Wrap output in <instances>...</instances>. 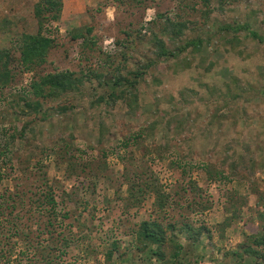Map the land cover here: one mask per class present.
<instances>
[{
	"label": "rangeland",
	"instance_id": "obj_1",
	"mask_svg": "<svg viewBox=\"0 0 264 264\" xmlns=\"http://www.w3.org/2000/svg\"><path fill=\"white\" fill-rule=\"evenodd\" d=\"M35 1L0 0V26L6 23L0 32L2 46L14 43L20 33L34 31ZM167 18L186 24L181 38L170 37L173 28L165 25ZM227 24H249L264 37V0H210L209 7L203 0H64L59 21L50 25L56 48L48 55V71L70 70L79 76L96 67L106 69L100 55L114 48L116 39L126 43L120 50L129 55L132 69L136 62L153 59L155 35L171 50L205 29L209 32L204 38L211 42L166 61L171 70L160 76L162 84L154 82L152 70L135 113L125 108L63 113L58 110L63 104L56 100H42V110H31L18 103L11 86L8 93H0V168L5 174L0 203L3 195L22 193L24 198L17 205L4 201L0 255L5 251L10 264H33L35 248L57 245L60 233V238L72 241L63 264H173L171 241L162 246L165 259L153 255L159 246L139 249L144 221L166 228L173 224L168 238L173 235L185 246L180 259L188 264H239L234 255L239 248H255L253 236L264 234V42L246 38V32L236 35L243 41L240 60L232 51L234 35L221 32ZM87 27L94 28L91 35H86ZM77 31L96 41V48L91 42L86 48L78 45L82 40L71 43ZM42 69L21 73L17 86L29 85ZM232 76L241 79L243 90L219 102L227 85L232 88ZM175 110L196 119L192 132L174 137L173 129L166 130L162 116ZM216 112L223 119L213 121ZM155 120L162 122L149 135L145 131ZM16 125L32 129L4 146L10 139L2 130ZM227 155L236 160L241 156L249 166L232 175V159L224 162ZM221 172L229 177L216 179ZM134 173L144 174L148 190L154 185L167 196L164 209L154 193L130 199L127 177ZM49 186L58 204L52 225L43 209V192ZM40 205V212H34ZM186 225L202 229L200 239L190 240L182 231ZM115 240L120 246L108 262Z\"/></svg>",
	"mask_w": 264,
	"mask_h": 264
},
{
	"label": "trees",
	"instance_id": "obj_2",
	"mask_svg": "<svg viewBox=\"0 0 264 264\" xmlns=\"http://www.w3.org/2000/svg\"><path fill=\"white\" fill-rule=\"evenodd\" d=\"M203 3L209 7L210 0H203ZM33 7V20L31 26L33 27L34 31L27 30L24 33H20L21 37L15 42L13 41L14 43L8 46H2L0 44V93H8L9 87L11 86L10 89L16 91L14 93L19 96L18 103L22 102L31 110H42L44 104L42 100H56L63 104V106L58 109L63 113L66 111L68 112L69 110L97 109L107 111L116 110L117 108H125L126 110H132L133 113H135V109L139 110L137 101L142 98V86L146 81V76L152 75V70H155L156 78L154 82L157 84H162L161 82H163V79H161L162 77L160 78V76H163L171 70H169L165 65L166 61H171L172 58H176L188 50H191L195 53L196 51H199L201 47H203L204 43L211 42L204 38V36H206L209 32H207L205 29L200 32L197 37L188 40L185 45L179 47L177 50H171L167 48L165 41L162 40L159 35H155L153 37V41L155 42L153 59L146 61L143 64L136 62L137 67L132 69L129 62V55L124 52V48L120 50V48L126 47V43L120 39H116L114 42V48L111 47L110 50H102L103 55H100V58L103 59L107 64L106 69L96 67L95 69L90 70L88 73H80L79 76L76 72L70 70L59 69L56 71H48L44 68L46 67L48 55L52 49L56 48L55 39L50 33V25L53 24V22L59 21L63 12L64 0H36L33 3ZM97 14L98 13H96V16ZM91 17H95V14H92ZM160 18H163V15H161ZM5 25L6 23L1 24L0 32L2 27ZM47 25L49 28H47ZM165 25L173 28L171 29L172 32L170 33L171 38L174 37L175 39H179L185 33L184 30L186 28V24L182 21L176 20V18H167ZM208 29L210 28L208 27ZM93 31V27H87L86 35H91ZM221 32L226 36L230 35V33L234 35L233 39L230 40L234 45L232 51L236 53V56L239 57L240 60L244 59L241 54V46L243 41L236 35L246 32V38H249L252 41H257L258 43L264 42V37L260 36L258 31L252 29L249 24H240L237 26L227 24L224 25ZM86 35L81 33V31L74 32L71 43L82 40V42H79L78 45L85 46L86 48L89 42H91L92 48H96L97 42L92 39L89 40ZM235 45L238 46V48ZM12 46L14 50L10 49ZM42 67L43 69L41 72H37L38 74L34 76L32 82L29 85L23 87L17 86L16 82L19 79L21 73L25 74L26 72H33ZM241 84L242 81L240 78L232 76V88L227 85V92H225L222 98L220 97L218 101H223L226 103L227 100L225 99L230 97V95L233 96L240 94L243 90ZM225 96L227 97L225 98ZM235 100L236 99L231 102L234 103ZM228 101L230 100L228 99ZM175 112L176 110L170 113L165 112L162 116L166 130L171 132L173 129V133H176L174 137L182 136L192 132L196 119L192 118L190 114L184 113L182 110H179L176 113ZM22 113V115L25 114L24 110ZM216 114L217 112L212 117L213 121L214 119L221 117ZM161 122L162 121L155 120L150 124L149 130L145 132L149 135L154 134ZM213 123L214 122H211V125H214ZM221 125L222 123H220V126ZM31 129L32 126L28 127L27 125H22L21 129H19L18 125L11 126L10 128H4L2 130L4 137H8L10 139L4 146L7 145L6 147H8L10 142L14 141L18 137L23 138V136H25L29 130L31 131ZM140 137H142V133L136 138ZM128 145L129 142L124 143V147H129ZM3 154V152H0V155ZM103 155L106 156L105 153H103ZM228 160H231V162L228 164V167H230V169L233 171V173H231L232 175H239V171L241 172L243 167L249 166V164H246L244 158L241 156L238 160H236L232 155H227L224 159V162ZM204 166L199 168L204 169ZM205 169L207 170V173L212 176L213 173L210 172L208 166H206ZM225 174L226 173L222 172L217 173L218 176L216 179H227L229 176H226ZM4 178L5 174L2 173L0 168V182H2ZM147 180L148 179L144 178V174L139 173H134L133 175L127 177V182L131 183L129 184L130 199L137 201L142 195H146L149 192L154 193L157 197V201L161 203L160 208L164 209L168 205L167 196L162 194L158 187L154 185H152V188L148 190L147 182H145ZM43 194L46 199L43 209H45V211L49 213L48 215L51 216L49 219V225H52L54 221H57L56 210L58 204L55 199V189L52 186H49L43 192ZM3 197L4 200L2 203H0V225H2L4 221V219H1L2 214L4 215V201H12L11 203H15V205L23 204L24 201L22 193L3 195ZM38 208L39 209H35L34 212H40L41 205L38 206ZM52 218H54V220ZM169 227L174 228L175 226L173 224H168L166 228L163 224H160L157 221H144L138 233V241L142 245V247L139 249L146 251L147 249H152L154 245L159 246L158 251L152 250L153 255L157 256L159 259H165L167 255L162 253V246L165 245L167 241H171V243H173L175 246V250L170 256L173 264H188L187 262H184L180 259L183 255V248L185 246L178 242L176 237L173 235L170 239L168 238L167 229ZM15 229L18 231V227H15ZM16 230L15 234L18 233ZM182 231L188 234L190 240H198L202 234V229L196 231L190 225L183 227ZM60 237L61 234L59 233L57 237V245L55 242H49L47 246L39 245L36 247L35 249L37 250L34 255L31 254L33 264H63L64 258L67 255L66 251L71 248L72 241L68 240L67 238L62 239ZM253 237L255 248L251 247L250 244H245L239 248V253L234 254L240 258L239 262H241L239 264H264V234L262 232L261 235L258 234L257 236ZM58 244H60L61 247H58ZM112 244L113 246L111 251L108 253L107 258H105L108 262H111V260L115 258L118 251L117 249L120 246L117 240L113 241ZM25 253V251L22 252L20 256L24 255ZM1 254L0 264H10V260L7 261L8 255L6 252L1 251ZM34 256L37 262L34 261ZM246 257L250 258V260L246 261ZM19 263H22V260H19ZM97 264H101V262Z\"/></svg>",
	"mask_w": 264,
	"mask_h": 264
}]
</instances>
